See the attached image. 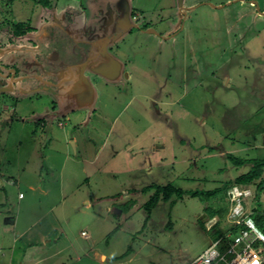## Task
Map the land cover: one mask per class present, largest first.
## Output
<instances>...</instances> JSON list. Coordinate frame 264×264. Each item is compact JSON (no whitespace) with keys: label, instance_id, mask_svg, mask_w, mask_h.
<instances>
[{"label":"rangeland","instance_id":"1","mask_svg":"<svg viewBox=\"0 0 264 264\" xmlns=\"http://www.w3.org/2000/svg\"><path fill=\"white\" fill-rule=\"evenodd\" d=\"M46 5L55 8L51 19L63 35L59 48L68 50L58 55L57 66L79 62L94 46L95 65L116 60L131 78L128 82L120 71L116 82L107 84L90 74L98 91L93 117L84 123L76 122V115L54 121L58 148L64 142L61 132L71 137L79 127V136H97L93 145L105 143V150L96 165L66 162L63 175L57 171L48 188L41 158L45 148L33 132L43 130L37 117L52 109L53 101L31 94L19 98L22 124L12 119L13 99L1 98L0 105L10 110L0 109V167L20 187L8 188L9 200L0 190V205H5L0 213V264H8L23 247L15 241L13 223L19 215V192L26 203L35 201L30 216L20 218L23 225L54 209L82 256L81 262L66 264H189L218 238L216 229L228 228V193L214 199L186 195L160 200L148 221L143 206L156 187L171 184L204 193L251 170V164L236 166L228 155L242 161L264 159V0H0V49H33L28 26L39 28L38 20L48 16ZM13 19L20 21V28L13 26ZM72 20L84 25L81 34L88 29L86 37L68 39L65 32L71 33ZM136 26L151 27L153 33ZM163 30L164 38L154 35ZM12 33L27 36L12 41ZM34 49L38 56V47ZM0 66L10 68V60H1ZM26 69L31 72V66ZM30 78L25 81L33 89ZM62 98L57 97L55 109L67 106ZM68 146L72 159H80L72 143ZM59 165L57 159V170ZM40 173L44 182L38 181ZM23 179L43 183L49 197L39 191L33 195ZM96 198L102 201L85 206L83 199ZM116 227L120 229L114 231Z\"/></svg>","mask_w":264,"mask_h":264},{"label":"crops","instance_id":"2","mask_svg":"<svg viewBox=\"0 0 264 264\" xmlns=\"http://www.w3.org/2000/svg\"><path fill=\"white\" fill-rule=\"evenodd\" d=\"M11 21L13 22V24H16V21L14 19ZM38 21L41 22L39 28L36 29L37 26H35L34 28L36 29V31L33 30V34L32 36H30L32 39H38L37 42L39 43V45L37 46L38 56L33 55L35 64L31 68V72L28 73L29 78L31 77L29 80L33 81V89L28 88L29 84H27L28 81H25L26 77L20 75L18 76L16 70H11L10 76L9 74H7V72L5 74V68H2L0 66V77H2L0 78V100L3 97L13 99V103L16 106V108L14 109V114H16L15 117H12V119L17 120L22 124H24L25 119L18 112L19 98L31 94L33 96H47L49 97L50 101H53L50 102L52 103V109L51 107L48 108L47 110H45L44 115L41 114L37 117L39 120V123L37 125L43 130H41V132H33V137L39 136L41 140V142H39V146L42 145L45 148V151H43L44 153L41 155V158L42 162L45 164V168L48 170V178L46 179V187L48 188L52 185V179L57 175V171L59 173L58 175H63L62 173L64 172V169L66 167V162L72 161L73 163L78 164L82 163L84 165H96L105 150V143H102L98 146L93 145L96 140L94 137L97 136H94L93 134L92 135L94 137H82L81 135L79 136V127L74 128L75 131L73 132V135L71 137H69L68 133L62 131L61 133H64V142L62 144L63 146L61 145L58 148L57 141L60 139H58L55 130H53L54 121L57 120V118L64 117L69 120V117L76 115V122H86L87 117H91V115L93 117V115L95 114V107H97L98 103V91L96 89V84L94 83L93 78L90 77V74L97 76L99 75L100 77H102V79L106 80L104 81V83L111 84L113 82H116V80L123 72L121 70L120 63L113 59H108L107 61H103L95 65L96 62L93 61L94 58L97 59V56L93 55V52H91V48L92 50H95L94 46H91L87 50V54L84 55L85 58L81 57L82 59L79 62L74 64L58 63L57 66L56 63L58 55L59 58H61L62 52L67 53L68 51L67 48H59L60 43L58 42V39H60V37H63V35L60 32H57L56 28H51L50 22L41 19H39ZM83 27V24H79L78 26H76L75 23L70 24L69 28L71 33L65 32V34L68 36L69 40L73 41V38H75V36H83L80 32V30L82 31ZM1 32L2 30H0V33ZM64 39L66 42H68L65 36ZM76 49L79 50V48ZM6 55V49H0V61L3 60ZM123 74H125L126 80L129 82L131 75L126 70ZM65 79H68L66 81L67 84L64 87H61L60 84ZM56 91L59 92L57 93ZM86 91L87 93L85 95ZM58 96H61L66 100L67 106L65 107V109L69 111H66L64 108L62 110L59 108L58 110L55 109L57 106L55 103ZM84 99L86 100L85 102L81 101ZM73 100H78L81 102L76 101L77 103H75L74 105ZM0 109L2 112L6 113L10 110V107L6 104H2L0 105ZM63 113L65 114L63 115ZM69 143H72L75 155L77 157L79 156V154L81 155L80 159H72V156L68 151ZM57 159H60L59 170H57L58 166H56ZM96 170L101 171V166H97ZM4 172L5 173L2 174V169L0 167V190L5 194L6 199L9 200L10 195L8 194V188L17 187L19 189L20 184L19 181L14 180V178L12 177L13 175L6 173L8 172V170ZM40 174L38 181L44 182L45 178L42 176V173ZM22 181H24L26 187L31 193H33V195L36 191H39L41 196H43L44 198L49 197L50 189H44L43 183H38L37 181L36 183H31L29 181L26 182L25 179H23ZM62 183L63 182H61V185ZM244 187L248 188L252 193V196L248 197L244 201V210L249 218L253 221L257 229L260 230L256 225L253 216L256 213L264 215V190L259 194V199L257 200L256 197L258 195V192L256 191V186L246 185ZM125 196L129 197L127 194H125ZM115 197L116 196L113 195L111 196V199ZM108 198L110 199V197H106V199ZM25 200V195L19 192L17 199L18 205L16 210V214L19 215H17L18 217H16V219H14L13 221V223L15 224V241L16 243L20 242L23 247H21L19 255L11 256V260L8 264H66L69 260L81 262L82 256L76 254L74 244L67 237L65 230L61 228L58 219L55 218V215L52 212L54 209H51V207L46 210V212L42 216V219L40 218L38 221L29 223L27 225L21 224L23 219L20 220V218L30 216L31 209L34 206L35 202L34 199H32L31 203H26ZM227 200L228 199H225V209L226 211H229L230 206L228 207L227 204L229 200ZM36 201L38 203H41L40 198H36ZM100 201H102L101 198H96L94 201L92 199H83V202L87 208H89L92 204H97ZM4 207L5 205H0V213L3 212ZM122 214L123 213L120 212L119 216H121ZM228 223V228L224 229L225 236L237 234L242 229L240 227H235L231 223L229 218ZM216 225L218 224L216 223ZM116 228L117 230L120 229V227ZM82 234L86 238H88L86 232H83ZM218 239L219 238H217L216 240ZM15 249L17 248L15 247ZM101 258L106 259L104 255H101Z\"/></svg>","mask_w":264,"mask_h":264},{"label":"built area","instance_id":"3","mask_svg":"<svg viewBox=\"0 0 264 264\" xmlns=\"http://www.w3.org/2000/svg\"><path fill=\"white\" fill-rule=\"evenodd\" d=\"M252 196L244 186H233L228 191L229 220L242 228L237 234L214 241L189 264H264V235L257 229L244 210V201Z\"/></svg>","mask_w":264,"mask_h":264},{"label":"trees","instance_id":"4","mask_svg":"<svg viewBox=\"0 0 264 264\" xmlns=\"http://www.w3.org/2000/svg\"><path fill=\"white\" fill-rule=\"evenodd\" d=\"M30 1L35 2V3L37 2V0H30ZM38 1L41 2L43 0H38ZM13 26L16 28H20L21 27L20 21H19V23L14 24ZM0 30H1V25H0ZM228 158L233 160V162L236 166H240V165H244V164H251L252 168L248 173L237 177L235 180L226 182L221 187H218L214 190L204 192V193L184 191L180 188L174 187L171 184L164 186V187H156L154 194L151 195L150 199L143 206L145 211L148 213L146 221H148L150 219L151 211L157 206V204L160 200H163L165 202H169L172 198L182 199L186 195H188L190 197L203 196L207 199H214L218 196L227 194L229 189L232 188L233 186H236V185L237 186L255 185L256 191L258 192V195L256 197L258 200L259 194L264 190V159L242 161V160H238V159L234 158L231 155H228ZM146 189L147 188H145L143 190V192H145ZM173 202H175V201H173ZM257 202H259V201H257ZM253 218H254L256 225L260 229L259 231L264 235V215H260V214L256 213V214H254ZM169 226H171L170 223H169ZM115 231H117V228ZM235 231H237V230H235ZM216 233H217V235H219L218 238H225L223 230H216ZM258 245L261 246V245H263V243L260 242V243H258Z\"/></svg>","mask_w":264,"mask_h":264},{"label":"flooded vegetation","instance_id":"5","mask_svg":"<svg viewBox=\"0 0 264 264\" xmlns=\"http://www.w3.org/2000/svg\"><path fill=\"white\" fill-rule=\"evenodd\" d=\"M43 7H44V13L48 15V16L44 17V21H47V19H48L49 21H47V22H50L51 23V28L55 29V27H56L55 22L56 21L53 20V18L51 19V15L53 14L55 8H53V7L49 6V5H46V6H43ZM136 19H137V17H136ZM74 23L75 22L72 20L71 21V24H74ZM162 23H164V22H162ZM107 24L108 25H110V24L112 25V20L111 21H108ZM34 27H29L28 26V28H29L28 30L33 31V30H35ZM136 28L139 29V31H141L143 33H153L151 31V29H150L151 27H146V28H142L141 27V28H139V27L136 26ZM89 30H90V28H89ZM159 32H160L159 34L154 33V35H158L159 37H162L164 35V30L163 31H159ZM86 33L88 34V29L87 28H84V33H82V35L85 36ZM10 36L12 38L10 40L13 41L14 39H23V38H25L27 36V34L17 35L15 33L14 34L12 33V34H10ZM94 36H95L96 39H101V37H98L97 38L96 35H94ZM105 37H107V36L105 35ZM162 38H164V37H162ZM29 39L32 42H34V46L35 47H37L39 45V43L37 42L38 39H36V38L32 39L31 37H29ZM107 39L108 40H111V37L110 38L107 37ZM34 48L33 49H28V48H26L24 46H22L21 49H18L16 47H12V48L9 47V48H7L6 49V54L7 55L5 56V58L3 60L5 62H7V63L10 60L11 67L10 68L2 67V68H5L4 69L5 70L4 71L5 74L7 72V74H9L11 76V70H14V71L16 70V72L18 73V76L20 75V76H23V77H27V75H28L29 72L27 71L26 68H28L30 66L32 68L34 66V64H35L34 57H33V53H34L33 51L35 50ZM11 53H13V54H11ZM110 72H111V70H110Z\"/></svg>","mask_w":264,"mask_h":264}]
</instances>
